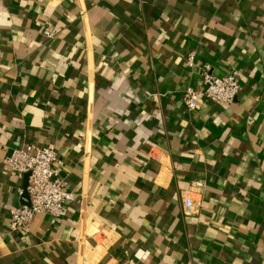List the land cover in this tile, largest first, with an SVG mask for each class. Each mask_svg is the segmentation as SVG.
<instances>
[{
	"label": "crops",
	"instance_id": "obj_1",
	"mask_svg": "<svg viewBox=\"0 0 264 264\" xmlns=\"http://www.w3.org/2000/svg\"><path fill=\"white\" fill-rule=\"evenodd\" d=\"M28 143L75 198L14 232ZM0 264H264V0H0Z\"/></svg>",
	"mask_w": 264,
	"mask_h": 264
},
{
	"label": "built area",
	"instance_id": "obj_2",
	"mask_svg": "<svg viewBox=\"0 0 264 264\" xmlns=\"http://www.w3.org/2000/svg\"><path fill=\"white\" fill-rule=\"evenodd\" d=\"M46 38H53L55 30H44ZM193 53L188 56V63L192 65ZM238 73L232 71L222 77L211 73H202L204 89L197 91L187 87L182 94V103L188 112H194L201 100L214 104H231L240 92ZM19 178L27 176L25 192L28 196V205H20L9 212V228L18 231L27 227L35 216L44 214L53 220L64 217L67 213L66 205L70 204L75 196L68 190V183L60 175L61 160L52 145L37 146L28 143L14 148L9 155L1 160ZM199 186L201 184H198ZM24 190L18 189V195ZM186 209L195 207L193 201L184 199Z\"/></svg>",
	"mask_w": 264,
	"mask_h": 264
},
{
	"label": "water",
	"instance_id": "obj_3",
	"mask_svg": "<svg viewBox=\"0 0 264 264\" xmlns=\"http://www.w3.org/2000/svg\"><path fill=\"white\" fill-rule=\"evenodd\" d=\"M24 177H25V179H26V184H25V186H24V194L27 195V193L25 192V188H26V186H27V176L25 175ZM27 197H28V196H27ZM24 205H28V201H27V203L24 204Z\"/></svg>",
	"mask_w": 264,
	"mask_h": 264
}]
</instances>
